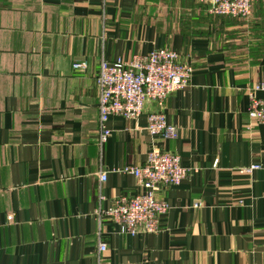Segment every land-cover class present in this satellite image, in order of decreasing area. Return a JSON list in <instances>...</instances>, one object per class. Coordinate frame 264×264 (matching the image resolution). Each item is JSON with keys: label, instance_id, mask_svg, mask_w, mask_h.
<instances>
[{"label": "crops", "instance_id": "obj_1", "mask_svg": "<svg viewBox=\"0 0 264 264\" xmlns=\"http://www.w3.org/2000/svg\"><path fill=\"white\" fill-rule=\"evenodd\" d=\"M161 47L194 70L161 107L178 137L148 133V102L137 120L111 116L100 146V60ZM258 83L264 0L248 19L195 0H0V264H264V123L248 114ZM151 147L190 170L157 187L160 229L133 235L100 213L142 191L121 169Z\"/></svg>", "mask_w": 264, "mask_h": 264}, {"label": "built area", "instance_id": "obj_2", "mask_svg": "<svg viewBox=\"0 0 264 264\" xmlns=\"http://www.w3.org/2000/svg\"><path fill=\"white\" fill-rule=\"evenodd\" d=\"M206 6L211 15H226L234 18H247L256 0H195ZM96 78L98 88L99 129L98 142L102 146L110 136L108 121L111 116H122L137 120L145 105L150 102L158 109L148 112L147 131L153 137L174 139L179 130L167 121L162 110L165 100L176 90L187 86L193 74V67L182 60L180 54L170 48H157L146 54H138L130 59L117 58L100 60ZM86 61L73 63L74 69L84 70ZM264 83L254 85L249 91L250 105L248 114L258 123H264ZM258 168L252 164L246 171ZM137 179L142 191L133 195L117 197L101 215L117 222L123 232H156L160 229L162 218L169 205L156 195L159 185H179L190 170L181 163L179 154L151 147L146 160L141 165H127L121 169ZM106 172L100 179H106ZM195 200L193 207L202 206ZM11 219V217H9ZM107 244L101 242V251Z\"/></svg>", "mask_w": 264, "mask_h": 264}, {"label": "trees", "instance_id": "obj_3", "mask_svg": "<svg viewBox=\"0 0 264 264\" xmlns=\"http://www.w3.org/2000/svg\"><path fill=\"white\" fill-rule=\"evenodd\" d=\"M255 3V2H254ZM254 3H253V6H254ZM207 9V8H206ZM252 9H253V7H252ZM252 13V12H251ZM251 15V14H250ZM216 16H222V17H228V18H231V19H248V17L247 18H234V17H231V16H226V15H216Z\"/></svg>", "mask_w": 264, "mask_h": 264}, {"label": "rangeland", "instance_id": "obj_4", "mask_svg": "<svg viewBox=\"0 0 264 264\" xmlns=\"http://www.w3.org/2000/svg\"><path fill=\"white\" fill-rule=\"evenodd\" d=\"M232 22L240 23L242 20H231Z\"/></svg>", "mask_w": 264, "mask_h": 264}]
</instances>
